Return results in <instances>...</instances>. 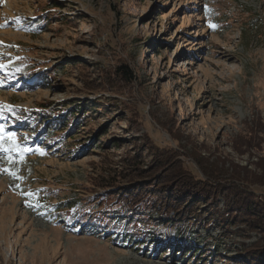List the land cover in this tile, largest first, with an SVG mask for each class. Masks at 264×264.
Masks as SVG:
<instances>
[{
	"label": "rangeland",
	"instance_id": "obj_1",
	"mask_svg": "<svg viewBox=\"0 0 264 264\" xmlns=\"http://www.w3.org/2000/svg\"><path fill=\"white\" fill-rule=\"evenodd\" d=\"M17 21L34 30L18 31ZM121 65L131 83L116 75ZM0 79V264H247L245 246L264 249L260 234L243 238L245 225L225 218L233 196L211 208L201 200L196 221L145 222L156 241L184 229L193 243L180 252L164 240L150 251L70 233L39 208L148 185L163 173L153 144L194 174L191 155L221 178L264 175V0H0ZM63 104L74 116L59 118V135L73 130L47 154L39 123L27 121ZM140 227L134 218L125 231Z\"/></svg>",
	"mask_w": 264,
	"mask_h": 264
},
{
	"label": "trees",
	"instance_id": "obj_2",
	"mask_svg": "<svg viewBox=\"0 0 264 264\" xmlns=\"http://www.w3.org/2000/svg\"><path fill=\"white\" fill-rule=\"evenodd\" d=\"M52 6L61 9L58 3L53 2ZM44 20L46 19L42 21L44 22ZM14 24H17L16 28L20 32L31 33L34 30V27L28 21H17ZM115 73L124 82L131 83L135 79L133 73L124 65L118 66ZM39 74L37 76L41 77ZM35 75L32 73L30 76L34 78ZM15 78L17 80L19 75H16ZM64 107L67 106L63 104L56 107V110L46 109V115L41 114L39 118L37 116L31 118V120L39 124L42 121L41 125L44 124L43 121H46L45 126L48 132L46 137H48L54 150L63 148L64 141L67 142L66 136L73 130V128H70L68 133L65 134L66 136L59 135L60 131L57 129V122L59 118L63 119L69 114L64 110ZM70 115L74 116L71 113ZM63 122L66 121L64 120ZM70 127H73V125ZM44 132L45 130L42 133ZM73 134L75 133L73 132ZM170 135L175 142H178L177 137L172 132H170ZM73 145L78 148L81 147L76 143ZM149 151L154 159L152 164L161 166L160 170L163 172L162 175H157L158 178L154 177L152 179V176L149 177L152 182L150 181L148 185L153 188L145 189L144 187L148 185L142 186L138 184L133 188L127 189L126 194L122 195L120 193L123 191L117 193V195L111 193L109 197L100 194L97 195L99 196L98 198L90 196L86 200H77L75 203H57L52 207V213L64 217L67 220L66 224L77 228L79 232L91 233L103 238L110 237L112 241L118 242L117 244L124 245V242H129L141 247L143 250L147 248L152 251V249L160 247L159 242L164 240L166 245L170 244V246L176 247L175 252H180L181 246L184 248V246L190 245L192 242L189 240L190 236L184 233V229L179 230L182 232L180 234L178 231L179 227H177L174 238H167L163 234H157L158 241H156L153 237L155 234L153 229L147 227L145 222L151 221L153 216H155L156 219L154 221L158 222L156 223L157 225L170 228L174 227V225L178 226L182 223L196 221L200 216L204 215V211H201V206H198L201 200H206L204 206L211 208L214 204L217 206V197H221L227 202L233 196V205L227 204V213L226 217H224L232 220L234 222L233 225H245V229L241 230L243 238H248L246 235L248 232H255L260 234L262 241L264 240V199L259 201L255 196L257 191L264 190V175L260 177L248 173L241 175L236 171L230 173L226 178H221L220 175L222 174L215 168L210 167L211 165H208L204 158L191 155L190 158L198 170V174H194L179 161V154L176 151L157 144L151 145ZM261 169L263 170L264 167ZM134 172L138 174L136 175L139 178L138 182L141 183L143 182L142 180L145 181L147 179L141 169L134 170ZM177 179H179L178 183L174 185L173 181ZM101 187L107 188V186ZM210 198H212L213 203L208 201ZM43 200L46 202L44 198ZM68 206H71L70 212L67 211ZM147 208H149L148 213H145ZM134 218L137 223H141L140 230L144 231L142 234H140V231L136 234H128L125 231L126 226L128 227ZM218 222V226L221 228L222 221L218 219ZM224 228L227 229L226 227ZM179 235L180 240L178 241ZM168 248L169 245L164 247L165 251H163V254L165 256L168 253L166 252V250H169ZM242 251L240 260L247 262V264H254L255 262L264 264V249L262 250L255 246L246 248L245 246Z\"/></svg>",
	"mask_w": 264,
	"mask_h": 264
}]
</instances>
